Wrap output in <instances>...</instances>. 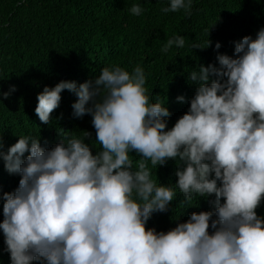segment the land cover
<instances>
[{
  "label": "clouds",
  "instance_id": "1",
  "mask_svg": "<svg viewBox=\"0 0 264 264\" xmlns=\"http://www.w3.org/2000/svg\"><path fill=\"white\" fill-rule=\"evenodd\" d=\"M192 3L168 0L161 10L191 15ZM129 11L140 16L144 9L133 4ZM208 37L206 47L191 49L211 47ZM232 43L233 55L219 53L216 42V63L187 72L195 91L171 128L166 104L149 102L140 65L45 86L34 110L41 124H50L67 90L76 97L72 116L91 117L101 148L93 151L88 131L61 135L51 148L31 135L6 150L0 142L4 170L19 177L0 196L6 264H264V27ZM173 46L183 48L185 37L168 39L161 52ZM130 153L140 157L135 168ZM170 160L175 184L157 183L149 162L157 176ZM178 196L185 209L201 199L207 205L183 222V214L171 219L168 231L147 227L154 214L160 221L172 212Z\"/></svg>",
  "mask_w": 264,
  "mask_h": 264
},
{
  "label": "trees",
  "instance_id": "2",
  "mask_svg": "<svg viewBox=\"0 0 264 264\" xmlns=\"http://www.w3.org/2000/svg\"><path fill=\"white\" fill-rule=\"evenodd\" d=\"M139 4L140 16L129 11ZM168 0H0V92L17 89L8 99L0 96V142L8 146L19 136L31 135L51 148L61 135L83 137L82 131L92 133L91 117L72 116L73 93L62 92L60 106L51 114L48 125L41 124L35 114L37 94L45 86L54 87L60 81H75L79 85L94 80L104 67L120 66L131 72L140 65L146 74V95L150 103L166 104L171 116L168 128L188 109V100L195 85L187 81V72L198 64H215V43H221V54L233 55V41L245 36L255 38L264 27V0H193L191 15L183 9L162 12ZM212 46L191 49L193 43L206 47L207 32ZM185 37V46H173L167 54L161 52L168 39ZM185 96V103L176 97ZM65 132H74L71 134ZM47 142V143H45ZM93 151L101 146L91 142ZM130 153L133 166L140 160ZM152 179L163 185L175 184L176 166L168 161L157 169L149 162ZM158 178V180H157ZM19 177L9 175L0 161V196L17 186ZM178 191V190H177ZM172 203V212L159 221L154 214L147 227L168 231L183 222L191 212L205 209L207 202L199 197L188 207ZM3 202L0 201V222ZM264 216V206L258 211ZM172 216V217H171ZM160 228V229H159ZM0 233V264H6Z\"/></svg>",
  "mask_w": 264,
  "mask_h": 264
}]
</instances>
